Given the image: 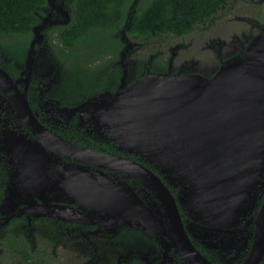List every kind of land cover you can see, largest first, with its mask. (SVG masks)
<instances>
[{"label": "flooded vegetation", "instance_id": "af4514ba", "mask_svg": "<svg viewBox=\"0 0 264 264\" xmlns=\"http://www.w3.org/2000/svg\"><path fill=\"white\" fill-rule=\"evenodd\" d=\"M251 5L255 13L243 19L253 29L235 26L222 49L211 40L218 49L213 72L209 63L177 70L168 63L162 73L151 71L152 62L131 64L123 31L114 41L124 46L110 50L107 62H75L74 49L59 45L51 29L58 25L42 31L31 58L33 31L21 46L0 45L1 264H264V249L255 255L264 228V163L253 167V179L245 169L241 181L193 183L181 165L122 149L93 100L117 93L124 77L126 89L150 74L213 78L264 30V0ZM85 150L142 167L130 174L92 163ZM110 191L130 223L107 220Z\"/></svg>", "mask_w": 264, "mask_h": 264}, {"label": "water", "instance_id": "95a60500", "mask_svg": "<svg viewBox=\"0 0 264 264\" xmlns=\"http://www.w3.org/2000/svg\"><path fill=\"white\" fill-rule=\"evenodd\" d=\"M65 1L47 0L50 12L33 28L30 58L36 43L43 39V30L71 22ZM93 100L99 105L96 110L114 124L124 150L159 164L181 165L193 183L241 181L245 169L246 177L253 179V167L264 163V30L243 55L228 60L213 78L150 74L126 89L124 77L117 93H103L100 100ZM84 152L89 162L120 167L130 174L142 167L123 157ZM110 192L105 197L107 220L115 219L110 221L115 227L130 223L132 216ZM184 238L194 250L185 234ZM263 249L264 228L255 255L261 256Z\"/></svg>", "mask_w": 264, "mask_h": 264}, {"label": "trees", "instance_id": "16d2710c", "mask_svg": "<svg viewBox=\"0 0 264 264\" xmlns=\"http://www.w3.org/2000/svg\"><path fill=\"white\" fill-rule=\"evenodd\" d=\"M226 1L66 0L71 22L51 29L57 31L59 45L74 49L75 62H107L105 56L110 50L124 46L114 41L116 33L126 30L129 39L137 43L163 33L189 35L197 27L210 24ZM48 8L47 0H0V45L21 46ZM166 69L167 65L157 60L151 67L154 73Z\"/></svg>", "mask_w": 264, "mask_h": 264}, {"label": "rangeland", "instance_id": "374dc122", "mask_svg": "<svg viewBox=\"0 0 264 264\" xmlns=\"http://www.w3.org/2000/svg\"><path fill=\"white\" fill-rule=\"evenodd\" d=\"M249 1L227 0L224 7L218 10L208 22H211L210 24L197 27L189 35L182 36L175 33H163L146 43H137L124 36L127 32L125 30L123 31L125 41L124 57L131 54L128 62L131 64L138 62L139 65L147 66H151V62L153 64L155 60L163 66L171 63L170 68H172L173 63V69L176 68V70L177 68L182 69V66L191 68V63L195 65L209 63L213 67H216V51L218 52V49L217 47L215 48L217 45L215 42L220 43L221 48L219 45V49H222L223 41L225 43L226 41H230V37H232L233 31H235V26L239 27V24L245 25L246 27L247 25L249 26L243 19L246 14H251V12L253 14L255 13V7L253 5L250 8L246 6ZM252 1L255 2L257 0ZM252 18L253 15L251 16ZM249 29L253 28L249 26ZM214 38L216 39L213 45L211 40ZM232 45L230 43V46ZM215 67L210 71L213 72L216 69ZM210 71L207 72L209 73ZM192 72H195V70ZM8 264L17 263L13 261ZM61 264L65 263L61 262Z\"/></svg>", "mask_w": 264, "mask_h": 264}]
</instances>
